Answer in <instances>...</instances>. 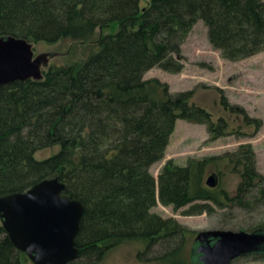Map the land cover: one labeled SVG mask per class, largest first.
Masks as SVG:
<instances>
[{"label":"trees","instance_id":"trees-1","mask_svg":"<svg viewBox=\"0 0 264 264\" xmlns=\"http://www.w3.org/2000/svg\"><path fill=\"white\" fill-rule=\"evenodd\" d=\"M199 19L230 59L264 48L261 0H150L143 9L139 0H0V37L69 39L90 47L82 63L49 65L42 80L0 85V196L58 177L64 194L85 207L76 237L79 256H101L124 242L140 241L150 249L184 239L185 226L152 211L159 203L176 210L190 205L183 215L211 213L208 202L250 212L263 207L264 174L250 145L186 166L169 160L157 177L151 173L178 119L206 124L216 136L228 126L190 103L193 92H171L158 78L144 79L154 67L182 70L176 55ZM52 147L58 150L51 156L36 157ZM223 164L241 174L232 197L204 183L207 167L221 173ZM235 218L219 229L245 230ZM4 246L0 264H18ZM160 258H166L163 264H193L182 257V246Z\"/></svg>","mask_w":264,"mask_h":264},{"label":"rangeland","instance_id":"rangeland-1","mask_svg":"<svg viewBox=\"0 0 264 264\" xmlns=\"http://www.w3.org/2000/svg\"><path fill=\"white\" fill-rule=\"evenodd\" d=\"M149 1L139 0L140 8H145ZM209 31L210 27L205 20L199 19L182 42L180 53L176 55L183 65L182 70L171 73L154 67L144 75V79L158 78L169 84L171 92H193L190 103L210 113L213 122L226 120V132L216 136L208 131L206 124L178 119L164 158L151 167V173L155 177L169 160L186 166L190 160L222 156L237 151L242 145L251 146L255 154L256 169L264 174V48L240 59H230L213 45ZM33 44L36 55L45 52L54 54L50 65L82 63L90 50L89 45L69 39L56 43ZM237 107L242 112L233 111ZM56 150V147L40 150L36 157H49ZM220 172L218 173L215 166H208L204 174L205 185L207 179L215 174L217 186L223 188L230 197L234 196L242 181L241 174L227 164L221 166ZM208 203L211 213L183 215V211L189 209L190 205L176 210L173 206L161 203L152 209L162 217L175 218L185 226L188 234L184 239L177 238L171 244L161 241L150 249H145V245L140 241L124 242L107 248L101 256H78L69 264H163L166 258L163 260L160 257L165 255L168 249L178 246H182L184 259L197 264L199 257L194 253V243L200 231L227 226L224 223L231 222L234 215L235 221L241 222L246 231L264 227V206L250 212L240 206L220 208L211 202ZM0 243L7 245L4 246V253L18 264H33L26 253L22 254L12 244L6 232L0 234ZM231 264H264V254L242 255Z\"/></svg>","mask_w":264,"mask_h":264},{"label":"water","instance_id":"water-1","mask_svg":"<svg viewBox=\"0 0 264 264\" xmlns=\"http://www.w3.org/2000/svg\"><path fill=\"white\" fill-rule=\"evenodd\" d=\"M54 54H35L25 38L0 37V85L42 80ZM217 175L206 185L216 187ZM58 177L45 178L23 192L0 196V220L12 244L34 264H69L79 256L76 237L85 212L83 203L64 194ZM199 264H231L239 256L264 247V229L202 230L195 238Z\"/></svg>","mask_w":264,"mask_h":264}]
</instances>
